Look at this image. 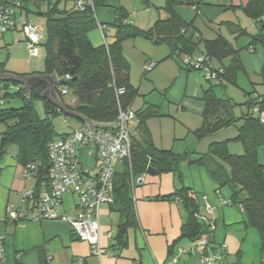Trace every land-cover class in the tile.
<instances>
[{"label":"trees","instance_id":"trees-1","mask_svg":"<svg viewBox=\"0 0 264 264\" xmlns=\"http://www.w3.org/2000/svg\"><path fill=\"white\" fill-rule=\"evenodd\" d=\"M11 1L20 2V11L26 13L31 11L32 5L37 7L35 13L45 19L47 32V41L43 44L46 54L43 74L56 77L55 92L63 105L94 125H115L119 112L116 90L125 91L119 97L123 108H131L138 94L130 84V64L123 53L125 41L142 37L156 44L167 43L172 54L179 57L195 55L199 48V42L190 32L194 21L189 23L183 20L176 13L175 7L186 4L197 9L202 0H166L164 10L169 17L156 21L148 30L134 27L127 21L125 14L116 10L117 20L113 24L116 28L115 40L107 46L104 43L94 46L89 33L97 28V11L108 7L109 0H91L92 5L88 4V0H83L84 4L80 8L77 7L79 0H0V8L8 6ZM141 1L147 6L150 4V0ZM44 5L46 9H42ZM240 8L248 18L255 21L258 28V33L252 36V43H260L264 47V0H248ZM202 43L203 54L213 62H218L224 69L223 80L226 85L234 84L241 69L238 51L222 36ZM228 58H232V62L225 67L222 63ZM181 65L185 69L182 62ZM262 77L264 86V70ZM223 85L220 87L224 90L226 85ZM45 90V84L27 89L15 82L0 81V123L7 125L0 135V157L7 152L9 146L14 145L18 149L17 159L23 168L30 163L38 164L40 170L34 180L36 190L42 189V183L47 181L50 169L49 145L75 130L61 135L56 133L52 120L65 114L43 98ZM64 90L68 91L67 95L63 94ZM69 92L73 94L71 103H76L75 107L64 102V97ZM247 97L249 100L243 105L247 112L238 117L234 113L237 105L226 96H218L216 86L213 85L203 96L206 104L203 124L194 132L199 140H204L241 123L233 140L244 147L242 155L230 152L229 141L214 142L202 154L158 149L146 127L147 121L158 115L156 108L149 107L139 113V116L136 113L139 117V139L131 134L132 169L130 170L129 164H124V171L116 172L114 178V199L111 206L123 220L115 239L117 245L125 243L126 231L136 224L131 192L132 177L148 174V169L153 166L156 174L175 173L182 182V166L189 164L203 167L220 189L230 190L228 200L244 209L248 225L258 231L264 248V165L259 162V148L264 146V122L260 119V115L264 113V93L251 92ZM12 99H21L23 105L19 108L9 107ZM38 101L44 105V118L35 108ZM65 122L70 127V122ZM81 125L85 123L80 122ZM169 197L179 198L188 211V220L182 228L181 236L195 241L203 237L207 233V226L196 217L199 207L190 189L182 187Z\"/></svg>","mask_w":264,"mask_h":264},{"label":"crops","instance_id":"crops-1","mask_svg":"<svg viewBox=\"0 0 264 264\" xmlns=\"http://www.w3.org/2000/svg\"><path fill=\"white\" fill-rule=\"evenodd\" d=\"M247 2L248 0H202L199 8L192 7L195 14L181 8L183 6L191 7L189 5L179 4L175 7L176 13L183 20L189 23L194 21L190 32L193 38L199 42V48L195 55L204 52L202 42L215 40L220 36L238 51L237 58L241 69L237 73L234 84L227 83L226 85L225 81L221 84H210L202 73L184 69L181 65L182 56L173 55L172 49L167 43L156 44L152 40L142 37L124 42L123 53L130 64V84L138 93L131 104V109L139 116V113L149 107L156 108L158 115L150 118L146 127L154 146L158 149L171 150L164 144L172 142V150L175 151L176 143L182 140V135H178L179 131L181 134H189L202 126L206 106L203 96L205 91L213 85L218 88V92H216L218 96H226L237 105L234 113L238 106H242L247 112L243 105L249 100L248 93H264L262 77L264 47L260 43H252V36L258 33V28L255 21L248 18L240 8ZM164 7L165 5L161 9L166 15L161 16V19L169 17ZM103 11L100 9L98 14L96 13V17L100 24L109 28L107 31L111 30L112 32L113 24L117 20L116 12L112 16V14H105ZM113 17L114 21H112ZM127 21L132 24L128 18ZM148 22L149 20L146 22L147 25H140L138 28L148 30L156 21H153L151 26L148 25L150 24ZM107 31L106 42L110 44L115 40V36L109 42ZM91 42L94 46L104 43L103 39ZM250 47H253V52L249 51ZM127 50H131V55L136 58L134 66ZM148 62H155L156 67L146 76L143 67ZM231 62L232 58H228L223 61L222 65L228 67ZM214 64L220 67V64L215 62ZM34 74L43 73L21 75ZM241 77H243V82H241ZM223 84L226 85L224 90L220 87L224 86ZM230 86L239 88L244 93L246 97L244 103L237 104L234 97L229 95ZM155 95L157 98L153 99ZM188 110L193 112V117L199 119L195 121V124L191 119L180 122L179 117L184 115H186V119H189ZM242 114L244 113L242 112ZM138 116L131 124V134L137 139H139ZM93 151V148L82 150V153L92 160V166L87 167L90 170H94L96 165ZM17 154V149L7 150L0 157L2 177L0 234L5 237L6 264H42L43 262L45 264H100L99 260L91 255L90 245L80 240L71 227L64 222H28L26 225H22L6 220L9 209L21 208L20 192L36 186L34 180L23 179V166L19 163ZM81 162L85 165L83 161ZM119 166L124 171V163ZM123 171L116 168V172ZM181 172L184 178L182 182L179 181L178 175L175 173L159 175L148 172V174L131 179L133 182L136 178L143 177L144 182L135 184L131 189L136 224L126 231L125 243L117 245L115 241L123 220L121 215L112 209L114 196L111 203L102 205L100 215L101 244L104 249L114 253V257L104 258L102 264H200L199 256L194 251L196 241L181 236L182 228L188 220V211L179 198L169 197L182 187L190 189L195 198L199 207L196 213L199 222L205 226H207L206 220L214 224L208 234L211 246L214 249L222 245L227 246L220 264H264V248L261 237L256 229L248 225L244 209L239 205L221 206L220 204L221 198L217 192L220 191L222 197L228 200L231 196L230 190H227L228 194H224V188L220 189L201 166L185 164L182 166ZM206 202L211 211H209ZM59 213L69 216H76L80 213L73 194L65 195Z\"/></svg>","mask_w":264,"mask_h":264},{"label":"built area","instance_id":"built-area-1","mask_svg":"<svg viewBox=\"0 0 264 264\" xmlns=\"http://www.w3.org/2000/svg\"><path fill=\"white\" fill-rule=\"evenodd\" d=\"M83 4L84 1L79 0L77 7L80 8ZM88 4L92 5V1L88 0ZM20 6V2L11 1L8 6L0 8V34L18 30L17 11L20 10ZM97 28L107 46L106 31L109 28L99 22ZM20 32L23 34L27 48L32 55H39L42 34L38 28L25 21L20 26ZM249 51L253 52V47H250ZM181 62L185 69L202 73L211 84L224 82V69L217 67L206 54L183 55ZM155 67V62H148L144 65L143 70L147 74ZM67 93V90L63 91L64 95ZM124 93L123 89L116 90L119 109L116 121L118 124L113 127L81 125L61 139L51 142L48 149L50 169L47 181L42 183L40 190L33 188L24 189L20 192L21 208L9 209L7 221L23 224L44 221L64 222L71 227L80 240L90 245L91 255L96 257L100 264L104 258L114 257L111 250L102 247L100 215L102 205L112 201L117 164L119 162L129 164L130 170L132 169L131 124L137 118V114L131 108L122 107L119 97ZM260 119L264 122V113L260 115ZM85 148L94 149L93 156L96 164L94 170L85 168L81 162L79 152ZM39 170L38 164L30 163L23 168L22 177L24 180H35ZM1 178L0 172V186ZM143 182V177L136 178L132 182V187ZM68 193L74 195L76 206L80 209V213L76 216L59 213L64 197ZM217 194L221 198V206L232 205L231 201L222 197L220 191ZM206 205L211 211L207 202ZM206 222L207 233L195 242L194 251L199 256L200 264H220L227 246L222 245L217 249L211 246L208 234L214 224L207 220ZM0 264H6L5 237L1 234Z\"/></svg>","mask_w":264,"mask_h":264},{"label":"rangeland","instance_id":"rangeland-1","mask_svg":"<svg viewBox=\"0 0 264 264\" xmlns=\"http://www.w3.org/2000/svg\"><path fill=\"white\" fill-rule=\"evenodd\" d=\"M164 5H165V0H150V4L148 6L145 5L141 0H109L110 7L108 6L105 8H101V10H104L103 12L105 14L107 13L112 14V16H114L115 9L120 10L121 13L124 12L128 20L132 23L134 27H140V25H147L146 23L147 20H149L148 23H150L148 25L151 26L153 21H157L158 19H161V16L164 17L166 14L161 9V7ZM181 8H184L186 11H190L191 13L194 14L196 13L194 10L195 8L193 9L192 7H188V6H183ZM30 9L31 11L29 13H26L25 11L22 12L20 10L17 11L18 30L14 32H8L3 35L0 34V68L7 73H15L21 75V74L45 72L46 54H45V49L43 47V44H45V42L47 41L45 19L42 16L35 13L37 11L36 6L32 5ZM42 9H46V6L44 5ZM99 10L97 11V14ZM25 21H28L31 24H33L35 27H37L42 34L41 46H39L40 53L37 56L32 55L31 51L27 48V45L25 43V38L23 34L20 32V26ZM97 21L99 22L98 17H97ZM112 21H114V17ZM115 30L116 29L112 27V32L111 30L107 31L109 42L113 40L116 34ZM89 38L91 39V41H95V40L102 41L99 29L96 28L92 30L89 33ZM127 54L129 55V57H131L134 66V64H136V58L133 55H131L132 54L131 50L129 51L127 50ZM215 63L219 65L218 62ZM149 74L150 73L146 74V76H148ZM143 79L145 80V78ZM241 82H243V77H241ZM216 89H217L216 92H218V88ZM229 95H232L234 97V99L237 101L236 102L237 104L244 103L246 99L244 93L241 90H239V88L236 89L233 88L232 86L229 87ZM71 97H73V94L72 92H69V95L64 97V102L71 107H75L76 103L74 105L71 103ZM156 98L157 95L153 97V99ZM22 105L23 102L21 99H12L8 106L19 108ZM35 108L38 114L42 118H44L45 110L43 103L41 101L36 102ZM242 112L245 113L246 110L243 109L242 106H238L235 114L239 117L240 115H242ZM187 115H189V119H186V115H184L182 117H179L180 122L191 119V121L195 124L196 123L195 121L199 120L193 117L194 115L191 110H188ZM66 120L70 122V127L66 126V122H65ZM52 122L56 133H58L59 135L69 133L73 129H76L80 126V122L78 120L67 117L65 115H59L55 117L52 120ZM240 126L241 123L237 124L236 126L227 128L222 132L217 133L204 140H199L197 138V136L194 133L196 130L189 134H181L179 131L178 135H182V140H179V142L176 143L175 151L178 153L188 152L189 154H194L196 152L206 153L209 149V146L212 143L229 141L228 147L230 152L235 155H242L244 153V147L242 146L241 143L233 140L237 136L238 128ZM6 127H7L6 124L0 123V135L6 130ZM164 145L165 147H168V149H172V142H168ZM16 149L17 147L14 145L9 146L8 148L9 151H14ZM86 154L89 156L87 152ZM87 155L83 154L82 151L80 150L79 156L81 161L84 162L85 168L91 167L93 164L92 160ZM259 162L262 165H264V146L259 148ZM120 164H122V162H119L116 168L118 167V170L123 171L122 167L120 168L119 166ZM227 190L228 188H224L223 193L228 194Z\"/></svg>","mask_w":264,"mask_h":264},{"label":"water","instance_id":"water-1","mask_svg":"<svg viewBox=\"0 0 264 264\" xmlns=\"http://www.w3.org/2000/svg\"><path fill=\"white\" fill-rule=\"evenodd\" d=\"M0 81L4 82H15L17 84H20L27 89L32 88L35 85H41L45 84L46 85V90L43 93V98L49 100L52 102L54 105H56L65 115L75 118L76 120L83 122L85 124H90L91 126H100V125H94L91 124L90 121L85 119L84 117L80 116L76 112L69 111L63 103L59 100L56 92H55V84H56V77L49 76L46 74H34V75H17L13 73H7L3 70H0ZM115 124H118L116 122ZM102 127V125L100 126ZM149 173L154 174L155 173V168L153 166H150L148 169Z\"/></svg>","mask_w":264,"mask_h":264}]
</instances>
